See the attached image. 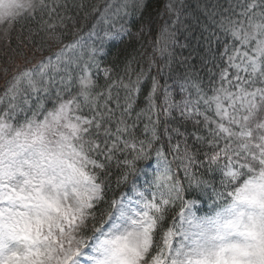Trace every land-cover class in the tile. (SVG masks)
<instances>
[{"label":"snow or ice","instance_id":"1","mask_svg":"<svg viewBox=\"0 0 264 264\" xmlns=\"http://www.w3.org/2000/svg\"><path fill=\"white\" fill-rule=\"evenodd\" d=\"M136 7V0L106 3L98 22L115 29ZM240 7V19L227 17L219 22L225 38L231 37L224 54L233 52L228 56L229 67L220 71L219 86L210 81L212 95L208 96L199 81L185 79L181 92L195 89L196 100L188 92L183 100L170 102L169 86L164 85L167 106L163 113L170 115L175 108L182 117H203L194 127L203 123L207 135H196V141L202 145L207 141L215 153L210 161L218 157L226 161L221 169L223 182L230 187L233 181L239 184L228 193L232 207L239 203L253 210L238 212L227 221V231L217 235L216 242L195 241L183 253L185 260L180 259L179 251L169 254L171 230L164 235L163 247L153 254L154 230L167 211L163 205L177 199L183 203L182 185L167 175L171 172L168 167L166 199L146 200L131 215L123 203L113 199L98 220L96 209L105 196L104 180L97 182L98 176L107 177L114 159L124 169L117 178L119 185L136 170L135 161L147 159L150 151L164 157L154 148L159 121L152 120L153 114L159 115L161 84L156 76L151 77L147 108L136 114L137 120L146 114L149 123L144 128L145 139H138L133 132L135 123L127 121L135 96L143 94L142 80L148 74L141 69L133 81L129 64L127 83L121 77L106 90L95 91L98 85L92 70H100L97 55L103 49H85L74 39L37 64L18 67L0 86V264H264V0H245ZM61 10L67 11L68 6L60 0H0V29L4 37H10L16 23L39 15L37 31L47 32L49 40L59 43L64 33L57 36L56 32L66 19ZM118 31L128 34L123 23ZM93 34L99 35L95 26ZM111 35L112 31L105 30L101 43ZM167 35L166 29L161 30L157 42H164ZM166 47L165 43L161 51ZM69 51L74 53L71 58ZM229 68L234 75L230 76ZM103 72L111 79V69ZM74 73H78L75 78ZM121 89L126 93L123 104ZM49 101L51 108L47 107ZM207 112H214L218 120ZM164 131L167 134L169 129ZM172 131L183 135L178 128ZM170 151H178V146ZM179 159L186 176H193L190 168L196 160L187 144ZM160 179L156 177L157 182Z\"/></svg>","mask_w":264,"mask_h":264},{"label":"trees","instance_id":"2","mask_svg":"<svg viewBox=\"0 0 264 264\" xmlns=\"http://www.w3.org/2000/svg\"><path fill=\"white\" fill-rule=\"evenodd\" d=\"M60 2L62 4L66 3L68 10H61L62 15L66 19L63 28L57 31L76 26L74 24L77 22V25L82 27L95 23L98 30L103 31V27L106 25L98 22L99 13L104 11L106 3L119 2V0H60ZM244 2L245 0H136L137 7L135 10L130 9V14L124 16L123 20L116 24L118 28L123 23L128 30V34L121 35L118 32V28L114 32L115 35H111L105 41L102 53L97 55V60L100 62V70H93L95 71L93 79L98 85L95 91L106 90L108 84H111L113 80H119L121 77L127 83L128 76L125 75V69L129 68V64L133 81L143 69L148 74L146 80H142L143 94L135 96L133 101L134 110L127 122L129 124L135 123L136 127L133 132L138 139H145L144 128L149 123L148 117L145 114L140 120H137L136 114L147 108L145 97L151 84V77L156 76L161 84V90L158 93L159 99L157 100L159 115H152L153 121H159L156 124L159 140L154 143V148L160 149L164 153V157H158L155 151H150L147 159L135 161L136 170L129 172L127 181L119 185L117 184V178L124 169L114 159L108 168L107 177L102 174L98 176L97 182L104 180L105 190L104 202L96 209L98 220L108 210L109 202L113 199L116 200L123 191L128 190L133 182L142 177V173L146 171L154 174H165V169L168 167L176 170L175 174L170 172L167 175L171 174L182 185L183 202L186 199H198L204 204V207H210L219 199L221 193L219 183L222 182V178L218 169L225 160L218 157L217 161H210L209 157L214 154V151L209 150L206 140L203 145L196 141V135H207V130L204 129L203 123L194 127L196 120H203L202 116L188 118L182 117L180 112L172 111L167 116L163 113V108L167 106L163 103V86L168 85L171 88L172 102H179L183 96H188V92H191L193 101L196 100L195 89L189 87L188 91L181 92L180 85L184 83L185 79L199 81L203 91L208 96L212 95L210 90L212 84L210 81L215 83L217 87L219 86L220 71L229 67L228 56L233 55L231 50L228 51L227 55L224 54L225 43L231 46V37L225 38L219 28V22L227 17L240 19L239 13L242 11L240 5ZM87 14H90L87 23L85 25L79 24L81 23L80 20L86 18ZM39 20L40 17L37 15L35 19L21 20L14 26L10 37H6L7 44H4V47L1 48V59H11V56L15 52H20L23 46L39 48L41 44L45 45L42 53H38L35 59L39 55H51L55 52V49L61 43L58 44L49 40L47 32L37 31ZM163 29L167 30L168 35L165 37L164 42L159 43L160 51L158 53L157 38ZM86 31L87 27L81 28L71 35L67 34L66 39L82 37ZM92 36L93 34L91 33L87 37L91 38ZM218 39L220 42H218ZM172 42L173 45L168 49V52L167 49L163 52L161 51L165 43L167 45L169 43L170 46ZM149 43H151V46H149ZM149 64H152L151 69H149ZM22 67H28L27 63L19 66V68ZM105 68L111 69V79H106L103 72ZM159 69H163V71L157 76ZM13 70L2 78L0 86L4 84V80ZM229 73L230 76L233 74L231 68H229ZM76 76L74 75V78ZM74 88L78 90L75 79ZM54 92L55 90L53 89V95ZM115 92L116 89H113V95H115ZM125 94L121 89L122 104L124 103ZM50 105L51 102H47V106ZM201 111H204L203 105L201 106ZM206 114L211 115L213 119L217 118L214 112H207ZM169 126L180 128V133H183V135L174 133ZM114 128L115 125H113ZM165 128L169 129L167 134L164 131ZM147 135H150V133ZM169 136H171V140ZM181 140L186 141L189 146L188 149L191 151L190 153L194 154L195 159L198 161V165L194 166V170L190 171L193 176H186L183 171V164L179 160L177 162L179 148L178 151H170L172 146L178 145ZM205 153L208 155H205ZM172 155H174L173 159ZM118 159L123 161V155L118 154ZM155 162L160 163L161 169L152 171L151 166ZM175 163L177 164L175 165ZM221 202L226 201H217L216 204ZM181 205L182 201L180 199L164 205L167 211L164 213L163 219L158 223L157 229L154 230V242L161 240L165 230L170 226L172 229L175 228L177 213ZM98 220L96 227L100 226Z\"/></svg>","mask_w":264,"mask_h":264},{"label":"rangeland","instance_id":"3","mask_svg":"<svg viewBox=\"0 0 264 264\" xmlns=\"http://www.w3.org/2000/svg\"><path fill=\"white\" fill-rule=\"evenodd\" d=\"M89 17H90V14H87L86 18H83L82 20H80L81 23H79V24L85 25L87 23ZM73 23H75V22H73ZM77 23L74 24L76 26H71L68 29L66 28L64 30H60V31L56 32L57 36H60L61 32L64 33V35H63V37H61L59 43L64 44L67 41L66 38L68 35H71L74 32H77V30H80L81 28L87 27L86 33L82 37L78 38L81 42H83L82 44L85 46V49L88 47L103 48L105 41L110 37V36H108V37L104 38L103 43H101L100 37H103L105 30L112 31L113 36H114L115 35L114 32L118 28H120V27H118V28L115 27V29H112L110 27V25L105 24L106 26L103 27L104 30L101 31V30H98L95 23H92L91 25L84 26V27H82L80 25L78 26ZM94 26H95V32H97L99 35L93 34ZM91 33L93 34V36L91 38L87 37ZM6 40H7V38L3 36V30L0 29V51H1V48L4 47V44H7ZM174 44H175V42H174ZM171 45H173V42H172V44H170V46L168 43V45L166 47L167 52H168V49H170L172 47ZM149 46H151V43H149ZM22 48L23 49H20V52H15L11 56V59H9V60L8 59L3 60V59H1V56H0V82L6 74H8L13 69L14 70L17 69L19 66L24 65L25 63H27L28 67H31L32 66L31 63L34 62V59L37 56V54L42 53V51H43V49L38 50V49H40V47L37 48V47H33V46H23ZM100 53H102V51H100L99 54ZM0 54H2V53L0 52ZM73 55H74V53L72 51H69L67 53V56L69 58H71ZM52 59L54 60L55 57H53ZM23 62H25V63H23ZM33 64H35V63H33ZM5 69H7L6 72H5ZM93 70H96V69L93 68ZM93 70H92V73L95 72ZM232 70H233L232 75H234L235 71H234V69H232ZM74 75H78V73H74ZM241 75H245V74L241 73ZM171 91H172L171 88H169V92L171 93L170 102H172L171 101V98H172V92ZM164 95L162 97L163 100H164ZM184 98L185 97L183 96V98L180 99V101L183 100ZM51 106H52V104L48 108H51ZM172 111L173 112L175 111L177 113L181 112L180 109H175V108H173L171 110V112ZM20 119H21V121L23 120L22 115H21ZM215 119L218 120V117ZM169 127L172 128L171 126H169ZM176 128L177 127H174L172 129H176ZM178 129L181 132L180 128H178ZM183 139H185V138H183ZM178 143H179L178 144L179 146L178 145L177 146L179 148V151L177 153L178 154L177 162L179 160V162L181 163L179 157L183 155L185 144H187V143L184 140H181ZM180 143H181V146H180ZM222 146L223 145L221 144V147ZM188 151L191 152L189 149H188ZM211 154H212V152H211ZM173 157H174V155H172V159H173ZM184 163H187V161H184ZM225 163H226V161H223L221 166L218 169L219 172H221V178H222V182L219 183L220 191H221L220 196H219V201H226L227 202L228 200L231 199V197L228 195V193L234 191V187H238L239 184L236 183L235 181H233V186L230 187L225 182H223L224 181V174L221 171V169L224 167ZM176 164L177 163H175V165ZM197 165H198V161L196 160V163L194 166H197ZM153 166L160 168V166H158V165H153ZM194 166H192L190 168V171L192 169L194 170ZM176 168H177V166H176ZM224 171H227V169H224ZM171 172H172V174H175L176 170L174 168H172ZM143 176H144L145 180L139 179L138 181L133 183V185L131 186V188L129 190L123 191L116 199V200L120 201L121 203H123L130 210V212H129L130 215L133 214L132 210H136V211L141 210L143 207V203L146 200H150V199L154 198L156 202H160L161 200L167 198L164 195V192L166 190V187L170 183V181L164 178L165 174H158V175L144 174ZM157 176H161V179L159 180V182H157V180H156ZM168 176H171V174H168ZM240 182H242V180ZM184 203H187L188 205L186 207H184L183 205L181 206V208L179 210V214H178L179 220H178V223L176 225V228L171 229V226H170L164 232V235L169 230H171V232H172V235L170 237L171 249L169 250V254H171L173 252V255H175V253L177 251H179L181 254L186 252L187 251L186 245L191 244L196 239V237L198 235V233L196 231L197 225L202 221V219L206 216V214L211 213L213 210H215L217 208V207H204V204L201 201H199L198 199H192V198L185 201ZM163 207H164V205H163ZM182 208H183V212H181ZM89 228H90V224H89ZM104 231H107V228H105ZM164 235L161 238V240H159L157 242L155 241V243H154L155 250L153 251V254H157L159 248L163 247Z\"/></svg>","mask_w":264,"mask_h":264},{"label":"clouds","instance_id":"4","mask_svg":"<svg viewBox=\"0 0 264 264\" xmlns=\"http://www.w3.org/2000/svg\"><path fill=\"white\" fill-rule=\"evenodd\" d=\"M232 200L222 202L211 213L206 214L202 221L197 225L196 231L198 233L196 239L189 245H186V252L194 247V242L197 240L216 242L215 237L219 234H223L227 231L225 224L227 221L232 220L238 212L252 211L246 204H237L235 208L232 207ZM180 259L185 260L186 257L181 255Z\"/></svg>","mask_w":264,"mask_h":264}]
</instances>
